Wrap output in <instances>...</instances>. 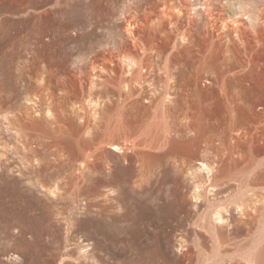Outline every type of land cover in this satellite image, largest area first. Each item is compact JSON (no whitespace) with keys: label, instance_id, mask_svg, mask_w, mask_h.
I'll return each instance as SVG.
<instances>
[{"label":"rangeland","instance_id":"rangeland-1","mask_svg":"<svg viewBox=\"0 0 264 264\" xmlns=\"http://www.w3.org/2000/svg\"><path fill=\"white\" fill-rule=\"evenodd\" d=\"M191 1L0 0V264L264 263V0Z\"/></svg>","mask_w":264,"mask_h":264},{"label":"bare ground","instance_id":"bare-ground-1","mask_svg":"<svg viewBox=\"0 0 264 264\" xmlns=\"http://www.w3.org/2000/svg\"><path fill=\"white\" fill-rule=\"evenodd\" d=\"M191 1V0H190ZM192 2V1H191ZM135 3V2H134ZM190 4V3H189ZM191 7H192V9L194 10V15L197 17V18H199L200 17V19H203L208 13H209V11H210V9H211V4H210V2H207L206 0H195L194 1V3L192 4L191 3ZM192 9H190L191 11H192ZM190 11V12H191ZM131 12V11H130ZM123 13V12H122ZM192 14V13H191ZM258 15V14H257ZM246 16V15H245ZM261 16V15H260ZM260 16H258V17H256V15H255V17L254 16H248V20H250L251 22H252V24H253V26H258L259 25V22H261V21H259V18H260ZM192 18H195V17H192ZM129 19V18H128ZM127 19V20H128ZM130 20H132V21H129V25H128V28H127V30H126V32L128 33V35L129 36H131V37H134L135 36V32H134V30H133V26H134V22L136 23V21H134V20H136L133 16H132V19H130ZM134 21V22H133ZM236 23H238V21L236 22ZM250 23V22H249ZM251 24V25H252ZM261 24V23H260ZM127 26V25H126ZM260 26V25H259ZM143 52V51H142ZM146 53V52H145ZM124 62L126 63V65H127V68L130 70V72H134V73H136V71L138 70V71H140L139 73L140 74H143L144 73V69H145V65H144V62H145V58H141L140 60H138V59H135L134 57H131V56H129V55H126L125 56V59H124ZM141 76H143V75H141ZM43 80H44V78H43ZM46 80V79H45ZM44 80V81H45ZM128 85V84H127ZM129 88V87H128ZM167 101H172V97L171 96H169V97H167ZM96 106V105H95ZM97 106H98V104H97ZM159 107V106H158ZM50 112V111H49ZM5 114L6 115H8L6 112H5ZM9 123V127H11V122H8ZM13 130H15V131H18L16 128H13ZM17 137H18V139H20L21 138V136L20 135H17ZM10 146V145H9ZM108 146H110L109 147V149L111 148V149H113V150H121V151H123V148L122 147H120V145H118L117 143H115V142H112V143H110ZM17 148V147H16ZM15 148V149H16ZM103 148V147H102ZM14 149V150H15ZM100 149V148H99ZM98 149V150H99ZM16 152V151H15ZM109 151H107L106 150V148H104L103 149V152L101 153V154H99V153H93V154H91L90 156H89V158L90 159H93V160H96V159H102L101 157L102 156H104V161L103 162H105L106 164H108L110 167L111 166H115V167H117L119 164V162L118 161H110L109 160V158H108V156H106L107 155V153H108ZM14 153V152H13ZM123 153H124V151H123ZM16 155V154H15ZM85 155V154H84ZM63 156V155H62ZM65 156V155H64ZM63 156V158H65ZM88 157V156H87ZM12 158V157H11ZM67 158V157H66ZM122 159H124L125 161H127V159H128V156H127V154H124L122 157H121ZM10 159V158H9ZM15 159V158H14ZM67 160V159H66ZM64 161V162H61L60 163V167H61V169L63 168H69V170H70V168H74L73 169V171L74 172H79L80 173V175L82 176V177H89L88 179L89 180H92V179H94L95 178V176L97 175V169L99 168H97L96 167V163H95V161H93V162H91L90 160H88V158H85V159H83V161L82 160H80V159H78V160H76L77 162L76 163H72V161H70V162H67V161ZM73 162H75V161H73ZM112 162V163H111ZM79 163V164H78ZM106 164H104V165H106ZM187 164V161H185V160H182V164L180 165V167H184V165H186ZM202 165H201V167H195V168H190V170H189V175H190V177L191 178H193L194 179V181L196 180L197 182H198V184H199V186H195L196 187V191L198 190V192H196V199H200V189H201V179L204 177V174H207L208 175V178H209V181H211V176L213 175V172H214V168L213 167H211V165H209L208 163H206V162H202L201 163ZM99 170V169H98ZM102 171V170H101ZM58 172V171H57ZM103 172V171H102ZM75 175V174H74ZM78 175V174H77ZM98 176V175H97ZM79 177V176H78ZM77 178V177H76ZM78 179V178H77ZM80 179V178H79ZM78 181V180H77ZM80 181V180H79ZM78 181V183H80ZM196 182V183H197ZM195 183V182H194ZM202 186H204V185H202ZM210 187H213V189H215L217 186L216 185H213L212 186V184H211V186ZM212 189V190H213ZM202 190V189H201ZM233 204L234 205H237L236 206V209L240 212V214L243 216L244 214H248V212H247V210H246V206H245V204L244 203H239V202H233ZM233 204H232V206H233ZM246 211V212H245ZM230 212V210H229V208L228 207H222V205H221V207H218V208H216L214 211H213V213L211 214V217H210V224L213 226V227H215V228H219V227H223V225H224V223L227 225V222H229V218L227 217V213H229ZM206 222V221H205ZM208 223V222H207ZM229 223H231V222H229ZM228 223V224H229ZM261 264H264V263H261Z\"/></svg>","mask_w":264,"mask_h":264}]
</instances>
